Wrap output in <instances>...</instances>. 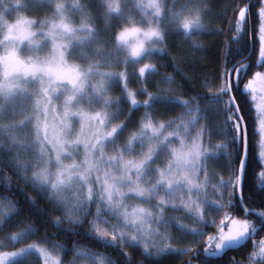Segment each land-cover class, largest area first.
I'll use <instances>...</instances> for the list:
<instances>
[{
  "label": "snow or ice",
  "instance_id": "6c2138e0",
  "mask_svg": "<svg viewBox=\"0 0 264 264\" xmlns=\"http://www.w3.org/2000/svg\"><path fill=\"white\" fill-rule=\"evenodd\" d=\"M15 8L11 23L0 11V249L24 246L0 264H210L249 243L264 264V187L248 181L255 161L264 186V0ZM212 17L228 20L222 46L199 40L224 32ZM164 56L176 75L149 91L146 61Z\"/></svg>",
  "mask_w": 264,
  "mask_h": 264
},
{
  "label": "trees",
  "instance_id": "16d2710c",
  "mask_svg": "<svg viewBox=\"0 0 264 264\" xmlns=\"http://www.w3.org/2000/svg\"><path fill=\"white\" fill-rule=\"evenodd\" d=\"M223 2V0H217V4L218 5H221ZM6 3L8 5V7H10V9L6 10V13H5V16L8 20H14L16 18H18L19 16L21 15H24V12L22 9L20 10H17L15 8V0H6ZM259 5H256V7H258ZM7 7V8H8ZM229 16H231V12L229 11L228 13ZM207 23H209L211 26L213 27H222L224 29V32L219 36V37H207V36H202L199 38L200 42H203L205 44H207L209 42V39H215V40H218L221 44V46L223 45V41L227 39V37L229 35H231V33H229L227 31V28H228V20L225 19L223 21H221L219 18L217 17H212L210 19L207 20ZM180 43V38H177V37H173L170 39L169 41V46H168V51H169V54H176L178 57L184 55L183 53V50L181 48H178L177 45ZM158 56L160 54H157ZM151 63H155L157 64V67H159V74L158 75H154V76H151L150 79H149V91H154V87L152 86L153 82L154 81H159L161 80V77L164 76V75H167V74H173V75H176L174 72H173V62L169 59L168 56H164L162 60H158V59H153L151 61H149ZM177 63H179V59L177 60ZM161 64H167L166 67H161ZM189 69L185 68L184 71H188ZM179 77L177 76V79ZM161 87H167V85L161 83L160 85ZM133 87H136V85H133ZM119 89H116L115 92L113 94H116L118 93ZM146 97L144 96H140L138 97V99L140 100H143L145 99ZM143 111V109L141 110ZM179 111V109H177V112ZM0 123H7L5 121H0ZM22 136V134H21ZM259 140V137L257 136L255 139H254V142H258ZM259 154V149L256 148V149H253V156H257ZM260 165L255 163V161L252 163V165L250 166L249 168V175H248V181H249V186L250 187H255L258 191L261 190L262 186L261 183H260V178L258 176V173L260 172ZM6 173L8 175H11L12 176V183L13 185H16L18 183H20L19 181H17V178L15 175H12L11 172H9L7 169L5 170ZM13 191L15 192V187H13ZM26 191L29 192V194H32L34 195V193H31V190L30 189H26ZM13 199H15L16 197L13 196L12 197ZM253 207H256V208H259L258 205H253ZM53 215H60V213H54ZM251 218V217H249ZM12 230H19V228H16V229H9V231H12ZM61 236L63 235L62 233L60 234ZM261 235H264V233H262ZM36 237H33L32 240H35ZM257 239H259V237H257ZM28 242H31V241H26V243ZM64 242V241H62ZM82 243H87V241H81ZM70 243V242H69ZM24 245L23 244H19V245H16L15 248H12V247H8V248H3V249H0V252H12V251H16L19 247H23ZM93 247H96L95 245H92ZM200 247L202 249L203 247V243L201 242L200 244ZM98 251H107V252H111V249H104V248H98L97 249ZM251 251V246H250V243H249V246L246 250H244V255L243 257L239 255V253L235 252V251H228L226 252L224 255H223V258H212L210 260V264H228V260L230 257H233L235 256L237 259H243L244 260V264H247V254L248 252ZM65 264L67 262L68 259H70V255L69 256H65ZM136 259H139V257H136ZM183 259H186V257H179V256H170V257H167L165 258L164 260V264H181L182 260ZM193 264H197V261H193Z\"/></svg>",
  "mask_w": 264,
  "mask_h": 264
},
{
  "label": "rangeland",
  "instance_id": "374dc122",
  "mask_svg": "<svg viewBox=\"0 0 264 264\" xmlns=\"http://www.w3.org/2000/svg\"><path fill=\"white\" fill-rule=\"evenodd\" d=\"M14 5H15V3H14ZM8 10L10 9V7H8L7 8ZM0 11H5L4 9H3V6H0ZM5 13H6V11H5ZM5 18H6V16H5ZM7 19V18H6ZM17 19V18H16ZM16 19H14V20H8L10 23L11 22H15V20ZM0 39H3V34L2 33H0ZM0 52H3V49L2 48H0ZM23 55H28V53H27V51H25L24 53H23ZM146 62H149V61H146ZM17 119H20V117H17ZM5 122H8V121H5ZM19 138L20 139H22L23 138V136H19ZM213 142H215V141H213ZM209 231H211V230H209ZM202 242V241H201Z\"/></svg>",
  "mask_w": 264,
  "mask_h": 264
}]
</instances>
